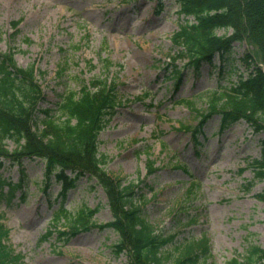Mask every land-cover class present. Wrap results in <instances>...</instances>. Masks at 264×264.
<instances>
[{
    "label": "rangeland",
    "instance_id": "obj_1",
    "mask_svg": "<svg viewBox=\"0 0 264 264\" xmlns=\"http://www.w3.org/2000/svg\"><path fill=\"white\" fill-rule=\"evenodd\" d=\"M162 1L155 12L157 0H0V50L13 52L20 65L35 63L42 107L49 106L57 93L77 91L82 81L101 72V57H109L115 64L110 71L118 79L121 104L107 116L98 136L105 169L139 184L158 228L170 226L181 195L196 179L201 197L188 208L196 222L181 235L205 234L215 264H230L233 258L241 260L249 243L264 245V181L255 182L249 192L242 186L252 176L245 159L257 156L258 146L242 125L216 132L195 155L191 133L179 129L181 124L196 123L194 113L176 99L215 85L218 68L205 65L199 74L185 73L175 91L173 81L164 77V67L175 51L169 37L185 18L177 14L172 0ZM14 21L19 24L14 26ZM246 49L247 44L235 43L236 57ZM230 74L229 79H235L234 71ZM192 100L198 108L205 105L201 97ZM216 124H207L208 135L216 131ZM7 147L12 148V143ZM40 167L38 159L24 160L26 200H21L20 188L10 199L0 196L8 243L22 254L24 264H127L124 253H114L117 234L97 227L111 219L102 189L70 188L63 202L70 214L57 217L61 198L49 206L36 188ZM150 168L155 171L149 173ZM2 175L15 182L17 166L4 169ZM58 189L52 186L50 199ZM255 193L263 198L254 197ZM84 203L90 208L98 205L89 228L69 234L72 215Z\"/></svg>",
    "mask_w": 264,
    "mask_h": 264
},
{
    "label": "trees",
    "instance_id": "obj_2",
    "mask_svg": "<svg viewBox=\"0 0 264 264\" xmlns=\"http://www.w3.org/2000/svg\"><path fill=\"white\" fill-rule=\"evenodd\" d=\"M172 1L178 14L191 19L186 18L170 36L175 53L165 65L166 78L177 88L184 70L198 74L204 64L214 65L216 57L219 74L225 62L229 65L225 69L228 75H223L225 84L218 81L197 95L205 102L202 108L193 98L177 100L186 104L196 119L195 124H181L179 128L191 132L195 148L207 139L204 128L212 121H217L218 132L243 125L256 135L259 155L248 161L252 178L243 184L248 191L254 181L264 180V0ZM217 29L223 33L217 34ZM243 42L251 48L236 57L235 43ZM178 60H183L181 65ZM102 63L101 73L82 82L77 91L57 93L51 107H40L42 89L35 66H20L11 54L0 51V196L11 197L20 188L21 200H26L24 160L38 158L41 178L35 181L36 188L49 201L52 186H59L54 199L61 197L57 217L70 214L63 206L70 188L87 192L96 186L102 188L112 218L97 227L117 234L114 253H124L127 264H215L209 237L181 235L187 225L196 222L188 208L193 199L201 197L198 182L190 181L170 226L158 228L144 205L139 184L123 176L113 177L104 168L106 157L98 152V136L121 99L117 78L109 74L112 62L103 58ZM230 71H234L233 80L229 79ZM7 141L14 145L12 149L7 148ZM13 165L19 172L15 182L2 176L3 169ZM181 166L186 169L184 163ZM154 171L148 169L149 173ZM2 184H7L6 191ZM97 209L98 205H80L72 215L69 234H76L79 227L89 228ZM0 264H23L22 254L8 243V229L1 220ZM230 264H264V245L249 243L241 260L233 258Z\"/></svg>",
    "mask_w": 264,
    "mask_h": 264
}]
</instances>
